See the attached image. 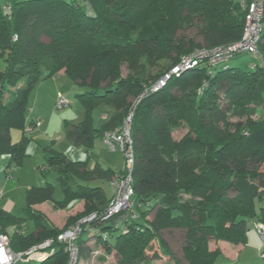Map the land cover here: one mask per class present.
<instances>
[{
  "label": "trees",
  "instance_id": "trees-1",
  "mask_svg": "<svg viewBox=\"0 0 264 264\" xmlns=\"http://www.w3.org/2000/svg\"><path fill=\"white\" fill-rule=\"evenodd\" d=\"M8 4L7 11L6 5L0 6V154L8 155L9 163L22 162L29 141L26 127H35L36 121L27 122L28 95L37 83L60 71L84 88L75 94L84 118L64 124L68 142L89 151L96 138L102 139L104 132L119 128L130 116L131 211L88 223L106 234L103 243L107 252L114 250L116 264H144L160 256L181 264L161 234L172 229L185 232L180 248L186 264H215L221 253L209 250L211 239L244 243L249 220L264 223V174L259 170L264 164V14L260 62L250 69L231 68L230 61L201 65L172 77L133 105L146 86L194 47L214 48L240 39L244 12L237 0H8ZM194 24L200 44L178 35ZM102 105L112 114L95 128L92 112ZM258 113L260 118L255 119ZM182 123L187 133L172 140L171 131ZM12 129L22 133L18 142L10 139ZM45 155L41 172L50 167L62 186V201L54 202L57 207L83 201V211L72 223L105 211L111 198L99 187L76 184L72 190L67 182L80 178L110 184L123 169L116 173L98 164L88 169L85 162H72L50 149ZM48 201L50 186L28 190L24 213L33 222V231L24 235L26 219L0 210V234L8 235L14 252L53 240L45 258L28 264H69L65 245L57 241L66 229L57 230L32 208ZM86 225L74 243L78 257L84 251ZM149 250L150 257L145 254Z\"/></svg>",
  "mask_w": 264,
  "mask_h": 264
},
{
  "label": "rangeland",
  "instance_id": "rangeland-1",
  "mask_svg": "<svg viewBox=\"0 0 264 264\" xmlns=\"http://www.w3.org/2000/svg\"><path fill=\"white\" fill-rule=\"evenodd\" d=\"M8 4V0H0V6L4 7ZM194 24V27H187L184 31H179L178 35L185 34L188 39H192L194 43L200 44L201 38L197 35V25ZM200 47H194L201 48ZM192 49V50H193ZM257 62L256 59L251 58L247 54L239 55L230 60L229 65L231 68H240L241 70H248L251 68V64ZM153 71H156L155 69ZM125 67L122 68V76L126 75ZM55 79H47L44 82L40 81L36 84V86L32 89L30 94L28 95V112H27V122H29V115L32 110L30 108V102L33 101L34 98L37 102L36 111H40L42 113L41 116V127L38 131L31 129L28 132L29 141L27 143L26 149L24 151L25 156L22 159L20 164L10 163V170L12 171V177L14 181V187L11 192H9L7 199L12 202V206L9 208L10 212L13 215L18 217H22L26 219V214L24 213L25 208V196L31 188H41L50 186L52 192V201H48L43 203L42 206L37 209L40 210L43 214L45 212L44 218L53 225L57 230H68L70 227L77 224L80 219L75 223H72L79 214L83 211V201L80 200L78 202H71L73 207L59 208L54 202H60L63 198L62 186H60L57 180V173L48 167L44 172H41V167L46 165V150L50 149L54 152L61 153L68 160L72 162H85L86 167L91 169L95 164H98L103 169H111L114 172L118 173L123 169L124 159L120 152H111L109 151L102 139L100 137L96 138L93 147L86 151L83 147H78L71 145L64 137V124L71 123L76 124L79 123L84 118V108L79 103L77 98L75 97L76 93H81L84 91V88L78 87L74 81L70 80L66 75L64 78L55 76ZM43 82L44 84L41 85ZM61 94L68 102V104L60 109L56 108V96ZM219 96L221 94H218ZM134 98L130 99L129 102H132ZM108 113L110 116L112 114V110L107 108V106H99L94 109L92 112V118L94 122V126L96 124L99 127L106 122L102 118V115ZM259 115L255 116V119L260 118ZM234 118V117H233ZM232 119V118H231ZM236 118L232 120L235 122ZM37 121V119H36ZM187 126L182 123L180 127H177L171 131V138L174 141L180 140L187 133ZM10 133L18 134V138L12 140L13 142H17L21 139V131L17 129H12ZM20 134V136H19ZM0 160H5L0 164V171L8 163V156L4 154H0ZM259 170L264 174V164L259 166ZM69 188L74 190L76 188V184L83 185L89 188L99 187L104 193L105 197L111 198L112 189L109 183L106 181H98V180H83L80 178L75 181L67 182ZM76 204V205H75ZM70 205V206H71ZM40 208V209H39ZM12 209V210H11ZM91 215V214H90ZM88 217V216H86ZM84 217V218H86ZM148 218H152V212L150 213ZM26 227L23 229L24 235L33 231L34 225L30 219H26ZM72 224V225H71ZM264 224V223H263ZM83 226V225H82ZM88 227V228H87ZM65 230V231H66ZM85 230H87V236H84L85 242L83 243L84 251L81 253L80 257L77 256L78 260H72L74 264H116V254L113 249L110 252L106 250L105 236L100 229L97 227V224L89 226L87 223ZM63 231L62 233H64ZM82 232V229H81ZM60 233V234H62ZM185 232L175 229V231L164 230L161 232L162 237L165 239H170L171 241V251L174 257L181 264H186L182 257L181 252V244L182 237ZM95 236L100 239H96ZM48 240V239H47ZM213 240V239H211ZM220 241V240H214ZM223 241V240H221ZM45 242V240L43 241ZM42 243V242H41ZM75 243V242H74ZM212 244V242H211ZM65 245V250H67V245ZM35 246V245H34ZM112 248V247H111ZM155 250L156 247H153ZM208 248L209 243H208ZM49 249H47V253ZM77 250V249H76ZM153 250H149L145 252V254L150 257ZM210 250V249H209ZM166 256H160L159 259L156 260H148L145 261L144 264H169V260L172 262L170 258L169 260L164 259ZM76 259V258H75ZM168 262V263H165ZM21 264V263H19ZM23 264V263H22Z\"/></svg>",
  "mask_w": 264,
  "mask_h": 264
},
{
  "label": "built area",
  "instance_id": "built-area-1",
  "mask_svg": "<svg viewBox=\"0 0 264 264\" xmlns=\"http://www.w3.org/2000/svg\"><path fill=\"white\" fill-rule=\"evenodd\" d=\"M71 1L84 2V0ZM237 2L244 12L242 34L239 40L229 45L214 48H196L189 52V54L183 55L179 62L155 83L146 86L138 98L135 99L133 105L135 103L137 104L142 98L163 88L172 77L197 68L198 66L208 65L213 67L225 65L235 56L243 54H247L260 62L258 44L260 43L263 28L261 25V19L264 14L263 0H237ZM3 9L6 11L10 10V4L6 5ZM67 104V100L58 93L56 101L57 109L63 108ZM130 123V116H128L122 126L112 131H106L102 135V141L105 147L111 152H120L124 159L122 173L115 175L110 181L112 195L107 208L100 215L93 213L83 218V220L57 236V241L67 245L66 251L70 257L69 264H73V259L77 261V248L74 246V242L81 234L82 225L91 222L99 223L122 211H131L134 195L132 186L134 151L130 137ZM35 127H39L38 121L35 123ZM33 128V126H27L25 131L28 133ZM6 178L10 180L11 176L7 175ZM1 196L2 190L0 189ZM132 212L131 216L135 218L136 216ZM255 229L263 247L260 251V256L264 258V224L257 222ZM52 242V239H48L23 252H14L10 247L8 235L0 234V264H28L29 262H38L47 256L46 250L50 248Z\"/></svg>",
  "mask_w": 264,
  "mask_h": 264
},
{
  "label": "crops",
  "instance_id": "crops-1",
  "mask_svg": "<svg viewBox=\"0 0 264 264\" xmlns=\"http://www.w3.org/2000/svg\"><path fill=\"white\" fill-rule=\"evenodd\" d=\"M57 77L64 78L65 74L63 73V71H60L57 74ZM55 78L56 77H53V78H50V79H55ZM42 81L44 82L45 80H42ZM43 82H41L42 83L41 85L44 84ZM56 101H57V96H56ZM29 102L31 104L30 108H32V110L30 112V115H29V120L35 122L36 119H37V121L39 122V127H37L35 130L33 129L34 130L33 133H34L35 131H38L40 129L41 125H42L41 122H40L42 113L40 111H38V112L36 111L37 102H36L35 98H34V100L32 102L31 101H29ZM108 117H109L108 113H105L104 115H102V118L104 120H107ZM94 127L95 128H99V125L96 124ZM19 136H20V134H19ZM21 136H22V133H21ZM15 138H18V134L10 133L11 141L15 140ZM68 143H70V142H68ZM70 144L74 145L72 143H70ZM74 146H76V145H74ZM3 161H5V160H0V164H1V162L3 163ZM10 168L11 167H10L9 156H8V163L3 168V170L0 171V189L2 190V196L0 197V210H3L5 212L13 215L10 212V209H9L12 206V202L9 199H7V196L9 194V192H11L13 190V187H14L12 171L10 170ZM8 174L11 176L10 180H8L6 178V176ZM42 205H43V203L37 204V205H34L32 208L37 210V211H40L37 208L42 206ZM259 205H261V203H258V206ZM73 206H74V204L69 206V207H73ZM44 213L45 212H43V214ZM13 216L18 217L16 215H13ZM20 218H22V217H20ZM257 222L258 221H256V220H249L248 229H247V232H246V240H245L244 243L231 244V243H229L227 241L210 240L209 241V247H210L209 249L210 250L219 249L220 253H221V255L216 260L215 264H264V258L260 256V251H261V249H263V247H262L261 241H260L259 236H258V234L256 232V229H255V224ZM24 226L26 227V223H25ZM168 231H173L174 232L175 229L168 230ZM181 231L184 232V230H181ZM166 240H167V242L169 244V247L171 249V241H170V239H166ZM182 240H183V237H182ZM211 242H212V244H211ZM168 258L169 257H166L164 259L169 260ZM165 263H168V262H165ZM169 264H175V263H174L173 260H172V262L169 260Z\"/></svg>",
  "mask_w": 264,
  "mask_h": 264
},
{
  "label": "bare ground",
  "instance_id": "bare-ground-1",
  "mask_svg": "<svg viewBox=\"0 0 264 264\" xmlns=\"http://www.w3.org/2000/svg\"><path fill=\"white\" fill-rule=\"evenodd\" d=\"M261 25H263V16H262V19H261Z\"/></svg>",
  "mask_w": 264,
  "mask_h": 264
},
{
  "label": "clouds",
  "instance_id": "clouds-1",
  "mask_svg": "<svg viewBox=\"0 0 264 264\" xmlns=\"http://www.w3.org/2000/svg\"><path fill=\"white\" fill-rule=\"evenodd\" d=\"M259 45V44H258ZM252 58V57H251ZM257 62H258V60H257ZM253 65V64H252ZM35 128H37V127H34L33 129H35ZM258 222H260V221H258ZM262 223V222H261Z\"/></svg>",
  "mask_w": 264,
  "mask_h": 264
}]
</instances>
